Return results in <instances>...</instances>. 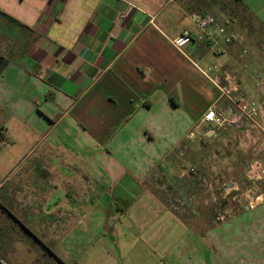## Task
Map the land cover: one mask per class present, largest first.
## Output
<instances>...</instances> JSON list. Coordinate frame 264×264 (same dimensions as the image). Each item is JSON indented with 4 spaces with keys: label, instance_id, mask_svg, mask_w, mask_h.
Returning <instances> with one entry per match:
<instances>
[{
    "label": "crops",
    "instance_id": "crops-1",
    "mask_svg": "<svg viewBox=\"0 0 264 264\" xmlns=\"http://www.w3.org/2000/svg\"><path fill=\"white\" fill-rule=\"evenodd\" d=\"M56 7L0 0V11L28 28L1 21L9 62L0 75V143L19 136L22 156L36 152L28 165L20 160L14 187L3 192L8 176L0 177V201L32 212L27 227L65 264H264V203L212 213L218 197L251 201L255 186L202 190L191 172L206 144L252 130L202 122L227 103L195 65L235 76L264 114V80L243 78L251 61L264 62V43L252 38L264 32V0ZM192 12L212 15L233 41L218 53L198 43L175 49L170 38L197 32Z\"/></svg>",
    "mask_w": 264,
    "mask_h": 264
},
{
    "label": "rangeland",
    "instance_id": "rangeland-1",
    "mask_svg": "<svg viewBox=\"0 0 264 264\" xmlns=\"http://www.w3.org/2000/svg\"><path fill=\"white\" fill-rule=\"evenodd\" d=\"M216 15L225 22L227 27L230 25V22L222 15L219 13ZM0 27H2L1 22ZM259 32L260 36L253 35L252 38L254 41L257 39L259 42L264 43V32ZM6 45L7 39L5 38L3 40L0 37V53L8 57L9 54ZM260 53L264 54V49H262ZM248 59L249 58L246 56V60ZM250 63L251 64L247 67L248 76H243V78H249L253 84H255V82L261 84L260 81L264 80V71H262L261 65L264 64V62L251 61ZM243 132L244 131L241 132L238 130L234 133L231 132V135H229L230 138L216 140L213 144H206L202 149L204 163L202 161V163L197 165L198 170L195 168L192 172L193 174H196V171L198 172L197 175L201 179L199 183L202 185L200 186L202 190H205L206 184L209 183L212 187L221 190V188L225 187L224 184L230 181L235 183L239 190H244V192L252 188L250 183L246 180L245 173L252 160L260 159L264 161V140L255 134L254 130H250L248 137H246ZM9 138L13 139L11 136H9ZM20 139L21 138L18 136L15 144L0 143V177L4 178L8 176L3 192L17 184V177L23 165H20V160L25 157L23 161H25L24 165L26 166L36 157L35 150H29L25 155H21L22 149L19 146L21 145ZM228 169L230 171H228ZM203 179H205V182ZM260 184L256 185L255 189L249 192V198L251 200L249 202H245L243 196L239 198L236 197L234 201L231 200L230 197H218L216 200L217 212H212L214 213V218H216L215 214L216 216L217 214H222V210L220 209L225 206H232L235 210V208H241L240 206L246 205V203H252V205L264 203V186ZM256 196H260L259 200H255ZM11 206H9L10 210L26 226L27 222L29 225L34 222L32 212L19 211L18 209L14 210L16 207L13 204H11ZM31 228L35 230L34 227ZM31 228L29 229L32 231ZM46 245L50 247L49 244ZM0 259H3L7 264H59V262L50 256L45 249L34 246L33 242L30 240L29 234L15 225L13 221L0 225Z\"/></svg>",
    "mask_w": 264,
    "mask_h": 264
},
{
    "label": "built area",
    "instance_id": "built-area-1",
    "mask_svg": "<svg viewBox=\"0 0 264 264\" xmlns=\"http://www.w3.org/2000/svg\"><path fill=\"white\" fill-rule=\"evenodd\" d=\"M60 1L57 0L56 13L60 10ZM189 19L197 32L183 31L170 38L169 42L175 49L182 50L190 43H198L206 45L211 51L218 53L233 41V37L212 15L192 12ZM195 66L200 74L216 89L219 99L227 103L225 107L219 109L209 108L203 115L202 122L211 123L219 129L237 128L245 124L250 129L255 130L258 136L264 140V114L255 101L246 99L241 95L237 78L222 72L217 64L206 67ZM193 171L191 169V172ZM245 177L253 186L264 183V161L252 160L247 167ZM259 198L260 196H256L255 200H259ZM0 264L7 263L0 259Z\"/></svg>",
    "mask_w": 264,
    "mask_h": 264
},
{
    "label": "trees",
    "instance_id": "trees-1",
    "mask_svg": "<svg viewBox=\"0 0 264 264\" xmlns=\"http://www.w3.org/2000/svg\"><path fill=\"white\" fill-rule=\"evenodd\" d=\"M2 20L4 21L6 20L7 22H11L13 25L19 28L28 30V28L25 25L21 24L20 22L10 17L6 13L0 11V22ZM8 62H9L8 57H5L0 53V75L3 69L8 64ZM0 139L2 140L3 137H0ZM12 221L14 222L15 225H17L19 228H21L22 230H24L26 233L29 234L30 240L33 242L34 246L45 249L50 256H52L54 259H56L59 262V264H65L56 256V254L50 249V247H48L44 242H42L38 236H36L5 204H3L0 201V225Z\"/></svg>",
    "mask_w": 264,
    "mask_h": 264
}]
</instances>
